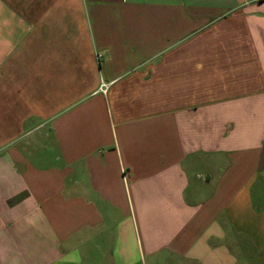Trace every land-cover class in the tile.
Listing matches in <instances>:
<instances>
[{
  "label": "crops",
  "instance_id": "crops-1",
  "mask_svg": "<svg viewBox=\"0 0 264 264\" xmlns=\"http://www.w3.org/2000/svg\"><path fill=\"white\" fill-rule=\"evenodd\" d=\"M0 264H264V0H0Z\"/></svg>",
  "mask_w": 264,
  "mask_h": 264
},
{
  "label": "built area",
  "instance_id": "built-area-1",
  "mask_svg": "<svg viewBox=\"0 0 264 264\" xmlns=\"http://www.w3.org/2000/svg\"><path fill=\"white\" fill-rule=\"evenodd\" d=\"M102 56L101 55H99V58H101ZM108 84H105V83H103L102 85H101V87H100V90L103 92V93H106L107 92V90H108Z\"/></svg>",
  "mask_w": 264,
  "mask_h": 264
}]
</instances>
